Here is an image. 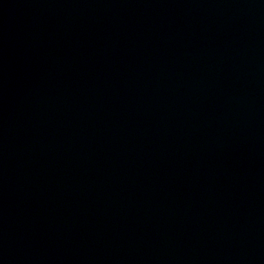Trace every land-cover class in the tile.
Instances as JSON below:
<instances>
[{"label":"water","instance_id":"water-1","mask_svg":"<svg viewBox=\"0 0 264 264\" xmlns=\"http://www.w3.org/2000/svg\"><path fill=\"white\" fill-rule=\"evenodd\" d=\"M0 264H264V0H0Z\"/></svg>","mask_w":264,"mask_h":264}]
</instances>
